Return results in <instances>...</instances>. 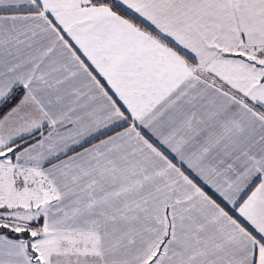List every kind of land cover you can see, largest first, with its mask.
I'll return each mask as SVG.
<instances>
[{
    "label": "snow or ice",
    "instance_id": "snow-or-ice-1",
    "mask_svg": "<svg viewBox=\"0 0 264 264\" xmlns=\"http://www.w3.org/2000/svg\"><path fill=\"white\" fill-rule=\"evenodd\" d=\"M0 264H264V0H0Z\"/></svg>",
    "mask_w": 264,
    "mask_h": 264
}]
</instances>
